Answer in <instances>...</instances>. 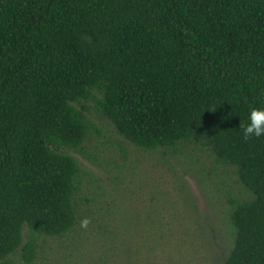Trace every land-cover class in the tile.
Wrapping results in <instances>:
<instances>
[{
    "label": "trees",
    "instance_id": "obj_1",
    "mask_svg": "<svg viewBox=\"0 0 264 264\" xmlns=\"http://www.w3.org/2000/svg\"><path fill=\"white\" fill-rule=\"evenodd\" d=\"M87 100L138 147L232 165L222 264H264V136L239 127L264 105V0H0V264L76 223Z\"/></svg>",
    "mask_w": 264,
    "mask_h": 264
},
{
    "label": "rangeland",
    "instance_id": "obj_2",
    "mask_svg": "<svg viewBox=\"0 0 264 264\" xmlns=\"http://www.w3.org/2000/svg\"><path fill=\"white\" fill-rule=\"evenodd\" d=\"M85 104L92 125L71 151L82 169L76 223L35 235L34 264H222L229 199L248 195L234 167L192 141L138 147Z\"/></svg>",
    "mask_w": 264,
    "mask_h": 264
},
{
    "label": "clouds",
    "instance_id": "obj_3",
    "mask_svg": "<svg viewBox=\"0 0 264 264\" xmlns=\"http://www.w3.org/2000/svg\"><path fill=\"white\" fill-rule=\"evenodd\" d=\"M242 137L248 140L252 137L260 138L264 136V105L250 107L246 121L239 125ZM88 221L85 219L82 226H86Z\"/></svg>",
    "mask_w": 264,
    "mask_h": 264
}]
</instances>
